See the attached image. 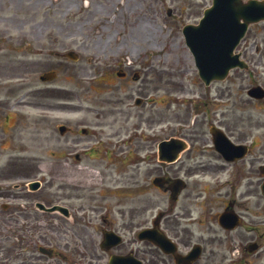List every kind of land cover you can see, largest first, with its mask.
Wrapping results in <instances>:
<instances>
[{
  "label": "flooded vegetation",
  "instance_id": "af4514ba",
  "mask_svg": "<svg viewBox=\"0 0 264 264\" xmlns=\"http://www.w3.org/2000/svg\"><path fill=\"white\" fill-rule=\"evenodd\" d=\"M246 37L237 53L248 66L236 67L224 81L211 84H221L216 92L220 114L214 121L196 120L197 128H189V120L176 122L171 111L175 99L169 97L173 89L169 82L149 79L140 55L128 60V55L118 56L122 58L111 64L115 80L107 85L128 90L124 95L113 93L97 103L70 98L79 103L75 106L59 99V173L51 170L31 189L36 173L23 166L31 162L37 170L39 162L16 157L8 178L0 181L8 182L0 187V218L8 228L0 234V264L54 259L58 264H112L120 259V264H264L259 256L264 251V115L261 119L239 109L235 97L228 103L235 94L240 103L259 106L264 113V97L247 96L251 87L264 91V80L250 65L259 50L246 46ZM13 69L11 62L0 65L2 73ZM158 100L164 108L156 106ZM147 106L150 135L142 125ZM211 127L223 133L217 146ZM172 139L186 146L166 162L158 145ZM89 166L100 169L91 186L83 181L85 171L83 176L79 172L83 179L76 172ZM220 216L226 224L219 222ZM36 223L59 240L48 238L42 227L32 235ZM143 230L155 231L158 242L139 238ZM105 232L113 233L111 239L105 240ZM36 235L38 241L33 240ZM6 237L12 241L3 242ZM251 243L257 249L248 252ZM43 248L52 251L50 257Z\"/></svg>",
  "mask_w": 264,
  "mask_h": 264
},
{
  "label": "rangeland",
  "instance_id": "374dc122",
  "mask_svg": "<svg viewBox=\"0 0 264 264\" xmlns=\"http://www.w3.org/2000/svg\"><path fill=\"white\" fill-rule=\"evenodd\" d=\"M211 1L0 0V65L5 61L14 67L11 73L0 71V181L8 178L10 162L16 157H36L37 170L31 162L23 166L36 173L32 179L40 180L51 170L59 173V99L68 106H75L79 103L70 98L97 103L113 93L124 95L128 90H115L107 83L115 80L109 72L111 64L127 55L130 56L127 60L141 56L150 80L162 85L169 82L173 89L169 97L175 99L171 111L176 122L189 120L186 123L189 128H197L200 120L214 121V116L220 114L216 92L221 84L204 88L181 33L184 25L197 24ZM246 36L245 45L254 44L253 48L259 50L254 52V62L250 65L256 67L257 78L264 80V23L256 24ZM68 51L75 52L78 61H66L58 56ZM47 71H55L56 79L40 81L39 76ZM139 73L141 75L142 71ZM159 93L162 90L156 91V99ZM133 95H136L135 90ZM234 97L239 109L263 118L259 106L240 103V97L235 94L228 103L231 104ZM242 97L244 99V92ZM163 104L158 100L156 106L162 109ZM149 109L145 107L142 119L145 135H150L152 129ZM6 115L8 120H4ZM176 127L184 128L179 123ZM89 167L93 170L76 172L81 179L85 171L87 175L85 177L84 173L82 179L91 186L89 184L96 180L91 176L100 169ZM0 183L5 186L8 182ZM38 227L44 228L39 223L34 224L32 235L39 233ZM6 229L0 218V234ZM241 230L240 237L244 234ZM45 232L48 238L59 240L57 234ZM36 237L34 241H38ZM10 241L12 239L7 237L3 239L5 243ZM259 256L263 262L264 251ZM40 264L58 263L54 259ZM59 264L65 263L59 261Z\"/></svg>",
  "mask_w": 264,
  "mask_h": 264
},
{
  "label": "water",
  "instance_id": "95a60500",
  "mask_svg": "<svg viewBox=\"0 0 264 264\" xmlns=\"http://www.w3.org/2000/svg\"><path fill=\"white\" fill-rule=\"evenodd\" d=\"M263 20L264 0H249L246 3L241 0H213L198 25L183 28L199 77L208 84L212 80L223 79L231 68L243 65L233 51L247 25ZM67 56L75 59L71 53ZM54 77V73H47L41 79L51 80ZM258 90L254 89L250 94L259 96Z\"/></svg>",
  "mask_w": 264,
  "mask_h": 264
}]
</instances>
